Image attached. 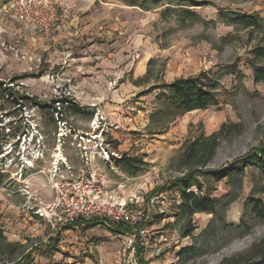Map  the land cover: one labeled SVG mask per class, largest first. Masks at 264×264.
Segmentation results:
<instances>
[{
    "label": "rangeland",
    "instance_id": "obj_1",
    "mask_svg": "<svg viewBox=\"0 0 264 264\" xmlns=\"http://www.w3.org/2000/svg\"><path fill=\"white\" fill-rule=\"evenodd\" d=\"M8 1L0 0V79L40 103L69 101L59 106L62 115L27 101L20 108L4 104L0 113L6 114L0 115V227L22 246L21 256L31 254V264H137L140 247L148 264H220L264 239V223L246 205L250 196L264 200L249 171L223 218L194 215L190 237L181 236L185 222L175 216L179 194L164 189L183 172V144L200 133L210 135L224 123L242 126L208 165L223 166L205 181L216 198L229 191L227 164L264 144V84L254 82L249 65L264 35L220 16L255 14L264 22V0H189L201 21L184 24L160 18L167 0L148 11L127 0H71L68 25L47 38L11 19ZM24 74L35 77L20 78ZM200 74L216 84L217 106L153 119L166 92L152 88ZM120 156L146 165L130 174L113 161ZM80 170L102 183L103 199L144 211L145 234L130 239L100 220L51 233L35 211L53 201L56 180ZM52 240L59 243L48 251ZM192 246L196 256L178 257Z\"/></svg>",
    "mask_w": 264,
    "mask_h": 264
},
{
    "label": "trees",
    "instance_id": "obj_2",
    "mask_svg": "<svg viewBox=\"0 0 264 264\" xmlns=\"http://www.w3.org/2000/svg\"><path fill=\"white\" fill-rule=\"evenodd\" d=\"M127 1L129 6L139 7L144 11H148L154 7H160L158 5L159 0H143L142 3H139L137 0ZM191 3L189 0H167L168 6L160 10V18L165 21L170 17H174L177 22L182 24L186 21L190 23L200 22V16L190 9L196 7ZM220 16L223 21L227 20L229 24L235 27L239 26L244 30H249V34L256 32L264 35V22L259 20L255 14L241 15L239 13H233L222 14ZM222 40L224 41L225 37ZM250 54L252 55V59L249 61V65L252 68L254 82L264 84V66H257L255 63L258 60L264 61V46L253 48ZM148 73L149 71H147L146 76ZM33 77H35L34 74L20 76L22 79ZM206 80L205 75L200 74L199 76L178 78L171 83L162 82L160 86L152 88V90H163L166 92L162 109L153 119H170L194 111H206L210 107L217 106L218 102L215 94L216 84H210ZM24 101L41 109L52 110L57 115H62L59 106L69 102L67 99H59L52 101L51 104L40 103L33 97L13 91L11 86L0 79V103H2L0 113L3 111L2 107L4 104H9L13 108H20L24 105ZM0 115L5 117L6 114ZM241 132L242 126L240 124L228 125L224 123L220 125L216 132L210 135L200 133L197 137L183 144L178 160V166L183 172L181 176L175 177L164 186V189L179 194L180 202L176 206L177 214L175 216L178 221L185 222L181 234L183 238L192 236L195 230L192 225L194 215L206 214L223 218L227 206L237 197L238 190L242 186L245 171L250 172L251 181L256 187L255 193L264 197V144L250 149L244 155L235 158L227 164L229 169L223 172V177L229 179V191L226 194L218 198L213 197L211 194L212 189L207 186L206 182L214 178V174L223 167H219L218 170L208 168L221 143L231 136L239 135ZM113 161L118 165H122L125 171L130 174L142 171L146 165L141 159L128 156H120L119 159H113ZM234 168L237 169V173L232 175ZM155 193H158V191ZM246 205L250 208L254 220L259 223H264V200L250 196L246 201ZM96 221L99 220H93L91 222L95 223ZM91 222L87 223L90 224ZM111 228L113 230H111L112 232L118 234L131 233V230L122 223H112ZM243 229L245 231L248 230L245 225ZM58 243V240H52L45 249L52 251L57 247ZM21 249L22 246L19 243L9 242L6 239L0 227V264H31V254L27 253L21 256ZM141 252L142 249L139 247L138 253L136 254L137 264H148L140 258ZM177 255L181 258L187 256L194 257L197 255V251L193 246L181 248ZM220 264H264V239L254 243L243 253L223 259Z\"/></svg>",
    "mask_w": 264,
    "mask_h": 264
},
{
    "label": "built area",
    "instance_id": "obj_3",
    "mask_svg": "<svg viewBox=\"0 0 264 264\" xmlns=\"http://www.w3.org/2000/svg\"><path fill=\"white\" fill-rule=\"evenodd\" d=\"M7 7L11 19L44 38L66 28L71 10L65 0H9ZM52 188L53 201L35 211L51 233L61 232L78 223L100 220L124 224L131 230L130 239H134L136 234H145L141 227L146 219L145 212L103 199L106 193L102 183L83 170L75 178H59Z\"/></svg>",
    "mask_w": 264,
    "mask_h": 264
},
{
    "label": "crops",
    "instance_id": "obj_4",
    "mask_svg": "<svg viewBox=\"0 0 264 264\" xmlns=\"http://www.w3.org/2000/svg\"><path fill=\"white\" fill-rule=\"evenodd\" d=\"M67 4H68V6L70 7V9H71V11H72V7H73V3L71 4V0H67ZM75 6V5H74ZM88 226H91V225H86V224H84V225H79L78 227H81V228H84V227H88ZM78 227H76V229L75 230H77V228ZM90 231H92V230H90ZM69 231H66L65 233H68ZM104 237H107V235H108V233L107 232H104L103 234H102ZM106 235V236H105Z\"/></svg>",
    "mask_w": 264,
    "mask_h": 264
}]
</instances>
